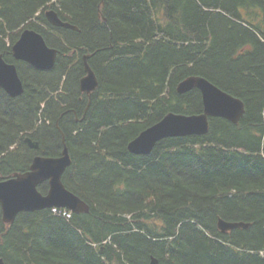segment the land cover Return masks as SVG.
<instances>
[{"label": "trees", "instance_id": "1", "mask_svg": "<svg viewBox=\"0 0 264 264\" xmlns=\"http://www.w3.org/2000/svg\"><path fill=\"white\" fill-rule=\"evenodd\" d=\"M51 9L79 31L52 26ZM25 29L58 51L52 70L14 59ZM0 48L24 86L16 98L0 88V182L60 157L65 139L63 183L90 207L71 219L22 212L11 225L0 208L6 264H264V0H0ZM189 77L240 99L239 123L210 118L206 135L130 153L167 114L203 112L199 90L177 92ZM220 219L250 227L223 233Z\"/></svg>", "mask_w": 264, "mask_h": 264}, {"label": "water", "instance_id": "2", "mask_svg": "<svg viewBox=\"0 0 264 264\" xmlns=\"http://www.w3.org/2000/svg\"><path fill=\"white\" fill-rule=\"evenodd\" d=\"M48 22L56 27L79 31L78 27L64 22L55 10L45 13ZM13 57L17 61L28 63L38 70H52L56 64L58 51L48 46L42 34L25 29L19 40L12 47ZM91 55L84 57L85 77L81 79L80 90L91 97L98 87V79L88 64ZM0 88L11 98L24 93V86L15 64L8 63L0 49ZM194 89L200 91L203 100V112L196 115L169 113L160 122L144 130L128 145L130 153L148 155L156 144L167 138L206 135L210 131V118H223L232 123H239L245 114L244 103L222 91L203 77H189L178 84L179 94H186ZM25 142L31 149L38 150L39 143L31 138ZM72 164L65 144L60 157L37 156L29 171L17 173L12 178L0 182V207L2 220L13 224L22 212H36L45 209H67L74 214L88 213L90 207L80 197L69 191L63 183V175ZM48 182L49 190L43 195L38 187ZM250 225L243 222H227L220 219L218 228L227 233L234 229H247ZM0 264H6L0 258ZM151 264H159L153 258Z\"/></svg>", "mask_w": 264, "mask_h": 264}, {"label": "rangeland", "instance_id": "3", "mask_svg": "<svg viewBox=\"0 0 264 264\" xmlns=\"http://www.w3.org/2000/svg\"><path fill=\"white\" fill-rule=\"evenodd\" d=\"M6 42H7V47L10 46V44H11L10 40H7Z\"/></svg>", "mask_w": 264, "mask_h": 264}, {"label": "built area", "instance_id": "4", "mask_svg": "<svg viewBox=\"0 0 264 264\" xmlns=\"http://www.w3.org/2000/svg\"><path fill=\"white\" fill-rule=\"evenodd\" d=\"M64 216H67L68 218L70 217V215L69 214H66V213H64Z\"/></svg>", "mask_w": 264, "mask_h": 264}]
</instances>
